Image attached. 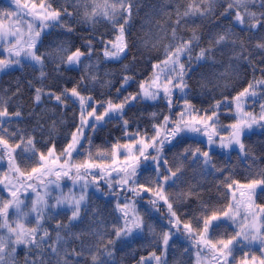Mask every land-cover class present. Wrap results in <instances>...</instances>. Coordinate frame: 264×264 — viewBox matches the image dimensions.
Here are the masks:
<instances>
[{"label":"trees","instance_id":"trees-1","mask_svg":"<svg viewBox=\"0 0 264 264\" xmlns=\"http://www.w3.org/2000/svg\"><path fill=\"white\" fill-rule=\"evenodd\" d=\"M22 2L31 4L32 0H22ZM35 2L38 4L39 0H35ZM46 2L51 3L55 9L67 8L72 16L65 17L62 15V27L47 28L42 32L41 40L44 42V48H41V51H44L49 43L56 40L66 41L72 50L79 47L83 51L86 48V40L92 36H103L104 40L107 41L114 39L117 34L116 28L113 27L108 18L98 19L94 24L78 22L86 11H91V0H79L77 4H73L72 0H46ZM227 3L228 0H212L211 3L209 0H200L199 3H196V0H136L132 17L129 24L125 26L126 33L130 34V51L127 58H122L121 61L105 59L102 46L93 40L94 48L91 58L84 57L78 67L68 71L62 70L60 73L53 71V65H47L48 76L42 83L37 80L39 72L33 71L27 65H24L23 70L17 66L15 71L9 69L5 73H0V97L7 103L10 113L19 110L22 114L19 119H14L7 126L9 132L17 133L14 138L5 137L13 148L12 156L9 157L7 152L0 147V173L5 172L7 174V178L5 177L3 180L4 183H0V201L12 199L10 190L4 192V186L8 184L14 187L17 196L23 203H25L22 198L24 196L23 191L33 194L37 208L40 206L41 199L46 200L49 208L45 209L44 218L40 222L42 228L49 232V237L45 239L49 243L55 241L57 226H62L60 235L65 237L67 241L65 247L69 253L73 250L79 252L82 244L88 248L92 247L97 240L93 233L103 228L106 232L105 243L109 238L114 241L112 245L113 256L108 258L111 264H139L141 257L148 258L152 252L161 255L163 251L162 233L168 231L170 227L166 226L168 210L163 201L159 200L153 207L150 201L155 197L151 193L145 194L141 191L140 196L136 197H132L131 193H123L120 197H116L106 184L111 181L115 185L113 177H116L117 174L112 172L111 177H109L107 171L110 169L91 168L84 179L88 181L85 203L89 205L92 212L85 214L83 206H81V219L69 223L71 213L59 211L53 215L54 211L50 206L52 195L48 194V187L57 185L59 191L66 185H82L84 180L78 179L76 176L78 165L87 162L92 164L103 163L107 166L113 158L114 145L119 143L123 146L128 142L129 135L132 133L139 132L142 136L145 134L153 135V126L161 123L163 116L170 114L163 96L155 101L141 100L138 97L136 101L124 108V114L121 118L109 120L105 117L104 121H100L96 125L94 131L85 129L84 138L86 139H81L80 145H77L65 163L66 158L61 154V150L66 147L70 133L75 130V126L79 123V105L73 103L72 100H68L66 106L58 105L54 99L49 100L46 95L42 96L41 102L37 104L34 101L35 88H41L44 93L51 91L59 94L64 88L73 87L83 77L84 84L88 86V91L84 92L83 86H81L82 94L90 95L94 101L101 103L109 99L113 102H119L124 95L129 93L135 95L139 91L138 83L146 81L152 76V64L164 58V47L171 43V30L173 28L177 35L184 39L190 38L195 33V36L199 38L200 47L209 46L213 37L223 34L227 29L234 34L229 39L235 40V47L230 43L215 47L212 60H209L204 67L193 61L192 67L197 71L189 72L186 76L190 86V91L185 90L187 99L195 108L210 111L211 106L216 101H223L225 96L232 100L249 84H252L254 87L250 89V92H254L255 95L246 96L240 103L243 113L250 112L258 117L261 106H264V83H262L264 82V49L258 48L257 45L264 43V28L249 30L248 25L254 21L245 16L244 23L239 24L235 21L234 11L231 10L226 16L222 15L227 9ZM3 5L16 8L12 0H0V11L5 9ZM189 7L199 8L200 14L193 12L184 16L183 13ZM248 10L255 12L258 17L261 12H264V9L260 8V0H255V6L250 5ZM241 14L244 13L241 12ZM119 19L120 17L117 16V20ZM177 19L180 21L178 24ZM68 26H71L74 31L65 34ZM49 32L51 35L47 34ZM161 37L162 39H160ZM142 39H148L151 42L158 41V47L155 50L145 49L139 44ZM134 40L137 41V46L132 47L131 44ZM37 47H40L39 44ZM241 51L244 55H240ZM198 53L199 48L194 47L192 55L196 56ZM8 57L9 53L0 44V59ZM213 61L216 62L214 68L211 67ZM184 62L187 66V62ZM85 64L93 67L86 71ZM229 64L235 67V72L230 71L226 77L220 79L218 81L219 87H217L218 78L214 73L223 71L224 68L221 66L227 67ZM96 65L98 68L95 67ZM124 65L128 66L127 74L134 76L135 79L127 86L126 91L122 89L118 95L116 89L120 88L121 76L125 74L123 72ZM90 73L98 75L95 82H90L87 79ZM201 75L207 81H211L207 89L200 87ZM27 81H32V86H29ZM104 81H111V84L108 85ZM18 84L20 86L19 94L13 95ZM180 95L178 89L174 91L172 112L179 110L177 102L179 105L183 104ZM102 110V107H97V113ZM219 111L218 129L234 123L243 114L237 113L235 101L232 102L231 108H227L221 103ZM124 119L128 120L127 129L123 126ZM221 134L226 136L224 132ZM28 137H33V145L30 148L26 146ZM21 139L24 143L21 142ZM205 139L203 137L196 138L197 141ZM16 143H21V147L16 148ZM243 143L245 144V152L243 153L239 152L237 148L228 151L218 147L213 148L212 153H210L212 162L222 171L213 170L203 173L202 169L186 164L182 173L178 174L181 179L177 181L176 185L165 187V195L173 204V210L181 221V225L172 230L165 255L162 256V259H167L168 264H217L216 259L213 258L214 254L206 246L197 245L194 242L199 235L198 221L200 217L208 214L206 210H218L231 203L233 193L237 201L240 202V192L246 188L241 187V185H247L253 179H264V129L256 126V131L245 136ZM53 144L55 145L53 157H47L44 162H41L39 153L47 154L48 149ZM190 144L201 149L205 148L203 142L196 143L192 139H185L182 143L173 141L174 146L165 145L163 156L168 159L170 166L183 147ZM116 151L120 153V158L113 167H125L123 147ZM54 158L58 159L53 162ZM9 160H12L14 166L19 168V173L9 170ZM42 163L43 167H41ZM32 168H40V171L32 173ZM58 170L61 172L59 178L55 175ZM65 171H67V175L64 174ZM79 171L83 176L85 169L80 168ZM98 173H102L103 176L97 175ZM93 177H96V182L93 181ZM149 177L154 178L152 162L141 160L135 179L139 183H146ZM231 181H237L238 184H234L230 190L226 189L225 184ZM124 195L134 201L135 208L145 224L144 239L133 241L127 246L116 240L112 233L113 226L117 224L116 217L120 215L115 206L118 200L123 202L122 197ZM145 206L151 211H145ZM252 206L256 211L264 207V194L261 193L259 187L254 193ZM20 211L27 213L23 206L20 207ZM241 211L243 217V206H241ZM259 214L262 215L259 235H264V213ZM35 217L36 213L33 212L27 213L23 219H20L14 207L8 208L7 219L12 227H15L19 220L25 228L31 229L36 226ZM97 221L103 223L98 225ZM0 223H3L2 218H0ZM183 223H191L193 232L196 234L194 237H189L184 232ZM148 226H151V231H149ZM237 231L236 220L224 219L220 222L219 228H210L205 237L215 243L219 239L232 237ZM0 235L7 239L9 233L6 228H0ZM39 235H42V232L38 230L37 236ZM177 238L179 239L178 242H176ZM257 241L259 243L256 245ZM103 247V244L100 245L101 249ZM217 247L219 248V245ZM39 251L43 252L44 255L40 256L38 252L35 257L30 256L29 258L44 259L47 264L50 259L47 255L48 245L45 244ZM262 252H264V246L260 244L258 238L250 246L246 242L241 243L240 247L236 248L233 257L232 255L229 256L227 261H222L221 264H239L245 259V254L249 258V264H251L250 258L252 256L257 258L255 263L259 264ZM203 253L206 255L205 259H203ZM92 254L86 251L81 257L73 258L71 264H77V259L79 264H92ZM24 255V246H17L15 264H24ZM152 264H156V262L152 261Z\"/></svg>","mask_w":264,"mask_h":264},{"label":"snow or ice","instance_id":"snow-or-ice-1","mask_svg":"<svg viewBox=\"0 0 264 264\" xmlns=\"http://www.w3.org/2000/svg\"><path fill=\"white\" fill-rule=\"evenodd\" d=\"M16 5L14 11L5 13L3 18H0V44L8 40L9 37L14 38V42L10 43L7 48L9 57L5 59H0V72L10 69L12 71L17 70L19 66L20 70H23L24 65L32 68L33 71L39 72V77H37L38 82H43L48 73L46 71L47 65H53V71L60 73L63 71L72 70L78 67L82 58H91L93 53V40L99 43L103 48V56L105 59L112 61H121L122 58H127L130 51L129 35L125 31V26L129 24L132 17V11L136 0H91V11H86L82 19L78 22L94 24L98 19L108 18L116 28V35L114 39L105 41L103 36H92L90 39L86 40L85 50H81L79 47L72 50V48L67 44L66 41L56 40L49 43L44 51V42L41 40V34L47 28H54L57 26H63L61 20L62 15L65 17H71L72 13L68 11L67 8L55 9L52 7L51 3L46 2V0H39L37 4L35 0H32L31 4L28 2H22V0H12ZM73 4H77L79 0H72ZM200 0H196L199 3ZM212 0H209L211 3ZM255 6V0H228L227 9L222 15H227L228 11H234L235 21L239 24H243L245 21V16L249 20L254 21L248 25V29L254 28H264V12L260 13L258 17L255 12L248 10L249 6ZM260 8L264 9V0H260ZM239 9V10H237ZM200 14L199 8L189 7L187 11L183 13L184 16H188L191 13ZM241 12L244 14L242 15ZM117 16L120 17L117 20ZM5 19H14V24L12 29L4 28ZM177 19V24L179 23ZM36 25V27H34ZM118 25V27H117ZM21 28L24 31H21ZM74 29L71 26L66 28L65 34L73 32ZM51 35V33H47ZM234 34L229 30L225 29L223 34H218L210 40V44L207 47L199 46V38L195 36V33L188 39H184L177 35L176 30L173 28L171 30V43L164 47V58L159 60L157 63L152 64V76L148 80L138 83L139 91L133 95L129 93L124 95L119 102H113L112 100H107L103 103L94 101L93 97L90 95L82 94L81 86H83V91H88V86L84 84V78L82 77L77 84H75L70 89L64 88L59 94L55 92L44 93L41 88H35L34 101L39 104L42 100V96L46 95L49 100H55L58 105L66 106L68 100H72L73 103H78L79 105V123L75 126V130L70 133V139L66 147L61 150V154L66 158L65 163H67V158H70L72 152L76 149L77 145H80L81 139L84 138V130L94 131L96 125L100 121H104L105 117L109 120L119 119L123 116L124 108L131 102L136 101L139 97L141 100H152L155 101L161 96L166 101V105L169 109L170 114L165 115L162 118L161 123L153 126V135L148 136L140 135L139 132L132 133L129 135L128 142L123 146L119 143L113 146V158L111 163L107 166L103 163L92 164L85 163L83 165L77 166L76 176L78 179L84 180L81 185V194L77 198L76 196H62L56 198V203L52 205L55 208L57 205H64L66 208H70L71 216L69 223L73 221H78L81 219V205L83 204V211L85 214L92 212L86 201L88 181L84 179L91 168H99L102 170L110 169L107 171V176L111 177L112 172L117 175L113 177L115 180V185L111 181H108L106 186L112 191V194L116 197H120L123 193H131L132 197L140 196L141 191L145 194L151 193L155 199H151L150 203L154 207L157 201H163L168 210L167 225L170 226L169 230L162 233V244L163 251L161 255H156L152 252L148 258L141 257L139 264H152L155 261L156 264H168L167 259H162L165 255L170 235L172 230L178 228L181 225L179 217H177L176 212L173 210V204L169 202V198L165 195V187H174L181 176L178 175L182 173L186 164H191L194 168H200L203 173H208L210 171H222L216 167L212 162V150L214 147L220 149H231L235 145L237 150L241 153L245 152V144L243 143L242 137L253 129L254 126H258L264 129V106H261V112L259 116H254L252 113H243L241 107V100L248 95L254 96V92H250V89L254 85L249 84L242 92L229 100L228 97H224L223 101H216L214 105L211 106V110L197 109L191 102L187 99L186 89L190 91V86L187 82L186 76L189 72L197 71L192 67L193 61L200 64L201 67L207 65L209 60L215 52V47L221 45L232 44L235 47V40H230L229 38ZM162 39V37L160 38ZM39 44V48L37 45ZM140 46L145 49L155 50L158 47L157 42H151L148 39H142L139 41ZM132 47L137 46V41H132ZM194 47L199 48V53L196 56L192 55ZM258 48L264 49V43L257 45ZM242 49V46H241ZM240 55H244L241 51ZM23 59V63H22ZM187 62V66L186 63ZM203 62V63H201ZM216 62L213 61L211 67H215ZM92 65L85 64L84 68L87 71ZM98 68V65L95 66ZM224 68L223 71L214 73L218 78L216 86L219 87V80L226 77L229 72H235V67L229 64ZM129 69L127 65L123 66V74L121 76L120 88L116 89L117 94L121 93V90H125L135 79L134 76L128 75ZM107 75V74H106ZM190 78V77H189ZM90 82H95L98 79V75L95 73H90L87 76ZM29 86H32V81H27ZM104 83L110 85L111 81H104ZM211 81H207L203 75H201L200 87L207 89L208 84ZM264 83V82H262ZM179 90L180 99L183 100V104L179 105L177 102L178 111L172 112L173 108V93L175 90ZM20 86L17 85L15 93L13 95L19 94ZM235 101V108L237 113H243L239 116L234 123L227 126H222L220 129L217 128L219 123L220 107L221 103L227 108L232 107V102ZM97 107H102V111L97 113ZM21 112L19 110H14L11 113L8 110V105L5 100L0 97V147L7 152L8 156L11 157L13 154V148L9 144L8 139L17 136L16 132H9L8 125L12 123L14 119H19L21 117ZM128 120H123V126L127 129ZM226 133L222 135L221 133ZM126 135L128 133L126 132ZM197 137L206 138L205 140L197 141ZM185 139H192L196 143L203 142L205 148L201 149L198 146L188 145L183 147L182 151L178 153L177 158L173 161L170 166L169 161L163 156V150L165 145H173V141L182 143ZM21 142L24 143L23 139ZM90 142V141H88ZM33 137H28L26 140V146L32 147ZM16 148L21 147V143L15 144ZM82 147V145H81ZM123 147V159L126 162L125 167H113L120 158V153L116 150ZM151 150V151H149ZM23 151V149H22ZM55 152V145L53 144L47 151L39 153V160L44 162L47 157H53ZM54 158L53 162H55ZM151 161L152 162V172L154 173V178H147L146 183H139L135 177L137 176V168L140 161ZM130 162V163H129ZM43 167V163L41 164ZM9 170H14L19 173V168L14 166V162L9 160L8 163ZM63 168V165H61ZM80 168H84V175L81 176L79 171ZM129 169H131L129 171ZM163 169V171H161ZM40 168H32L31 172H39ZM47 171V170H46ZM147 171V169H145ZM43 174V173H42ZM61 172L58 170L55 172L57 178H59ZM67 175V171L64 172ZM97 175L103 176L102 173ZM93 181L96 182V177H93ZM0 183H4L0 180ZM55 183V181H53ZM234 184H238L237 181L227 182L225 184L226 189H232ZM7 186V185H6ZM241 187H247L248 189L255 191L256 188H260L262 194H264V179H253L247 185H241ZM12 199L8 201H0V218L3 219V223H0V228H6L9 236L5 239L4 236L0 235V264H15L16 261V249L17 246L23 245L25 250L24 264H46L44 259H30V256L35 257L39 252L40 256L44 253L39 250L45 244L48 245L47 255L50 258L47 264H71L73 258L81 257L84 252L93 253L91 256L92 264H111L108 259L113 256L112 245L114 243L113 239L109 238L107 243H105L104 237L106 232L103 228L94 232V236L97 237L96 243L92 247L88 248L81 246L79 252L73 250L69 253L65 247L67 241L65 237L60 235V229L62 226H57V233L55 241L49 243L46 237H49V232L43 229L41 226V220H43V213L45 209L49 208L46 200H40V206L34 203L32 205L31 211L36 213L35 221L36 226L29 229L25 228L19 220L16 222V226L12 227L7 219L8 208L14 207L16 213L20 219H23L27 213H22L20 211L21 204L23 201L17 196V191L14 188L10 189ZM243 196V193H241ZM249 201H251V196H249ZM123 202L120 200L116 203V211L119 212V216L116 217L117 224L113 226L112 233L116 240H119L124 245H130L133 241H140L144 239V229L145 224L143 218L139 215L135 208L134 201L124 195L122 197ZM231 203H228L224 207L218 210H206L207 215L201 216L198 221V237L194 240L197 245L203 244L206 246L213 254L214 259H216L217 264H221L222 261H227V258L232 255L233 247L239 248L243 241H249V243L257 240L259 238L260 244L264 246V235H259L261 229L257 228L256 220L258 213H264V207L259 208L257 211H252V204L247 203L244 205L243 220L249 221V223H240L239 231L227 239H219L215 243L211 239H207L205 234L209 233L210 228H219L220 222L224 219L235 221L238 216H241V203L237 201L235 194L231 196ZM145 211L150 212L147 206H145ZM59 215V213H56ZM102 221H97V224H102ZM149 231H151V226H148ZM182 228L189 237H194L196 234L193 232L191 223H183ZM245 228L248 231L245 232ZM38 230L42 232V235L37 236ZM235 241V244H234ZM104 245L101 249L100 245ZM219 245V248L217 247ZM7 250V251H6ZM99 254V255H98ZM103 258H100V257ZM251 264H255L256 257L252 256ZM77 264L79 260L77 259ZM241 264H249V258L245 254V259L241 261ZM259 264H264V252H262V258Z\"/></svg>","mask_w":264,"mask_h":264},{"label":"rangeland","instance_id":"rangeland-1","mask_svg":"<svg viewBox=\"0 0 264 264\" xmlns=\"http://www.w3.org/2000/svg\"><path fill=\"white\" fill-rule=\"evenodd\" d=\"M15 9L13 7H5L4 10L0 11V18H3V15L5 13H9V12H12L14 11ZM13 24H14V19H5L4 20V28L5 29H12L13 28ZM21 31H24L23 28H21ZM11 41H14V38L12 37H9L7 41H5L7 44H10ZM254 131V127L251 131H249L250 133H252ZM249 132H246L249 133ZM245 134V135H246ZM236 146L234 145L233 148H235ZM232 149V148H231ZM11 188H14L12 185L8 184L7 186H4V189L5 190H10ZM49 188V187H48ZM50 191H54L55 190V187H51L49 188ZM24 193V196L28 199V201L26 202V205L24 207V210L28 213V214H31L33 213L31 211V208H32V205L35 203L36 204V200L35 198L33 197L32 193L30 192H27V191H23ZM241 193H243V196H241ZM81 194V187H75V188H68L65 190L64 193H57V198L58 197H62V196H76L77 198L79 197V195ZM252 195H253V191L250 190V189H243L241 192H240V203H241V206H243V209H244V205L247 204V203H251L252 204ZM249 196H251V201H249ZM23 204H21V208H22ZM60 209H66V210H70V208H66L64 205H57ZM252 211H256L254 209V207L252 206ZM242 212V211H241ZM236 222H237V228H238V231L240 230L239 229V224L240 223H249V221H244L243 220V217H242V214L241 216H238L236 218ZM261 222H262V215L258 213V216H257V220H256V226L257 228H260L261 229ZM248 231V228H245V232ZM260 234V233H259ZM258 234V235H259ZM256 241V240H255ZM250 246L253 242L249 243V241H243V243H245ZM259 243V241H257L256 245ZM234 247H233V251H232V254L234 252ZM206 258V255H204L203 253V259ZM209 261V260H208ZM251 263V262H250ZM256 264V263H255Z\"/></svg>","mask_w":264,"mask_h":264}]
</instances>
